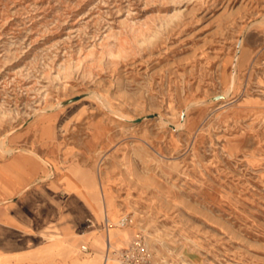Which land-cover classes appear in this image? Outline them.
<instances>
[{
  "label": "rangeland",
  "instance_id": "1",
  "mask_svg": "<svg viewBox=\"0 0 264 264\" xmlns=\"http://www.w3.org/2000/svg\"><path fill=\"white\" fill-rule=\"evenodd\" d=\"M0 167L79 202L81 254L264 264V0H0Z\"/></svg>",
  "mask_w": 264,
  "mask_h": 264
},
{
  "label": "crops",
  "instance_id": "2",
  "mask_svg": "<svg viewBox=\"0 0 264 264\" xmlns=\"http://www.w3.org/2000/svg\"><path fill=\"white\" fill-rule=\"evenodd\" d=\"M23 174L26 175L24 171ZM9 176L6 167H0V264H116L112 257L103 261L105 237L112 247L115 238H125V230L106 227L103 254L100 233L90 234L89 248L93 251L81 254L77 250L81 235L79 202L68 205L67 209L62 203L53 206L49 199L55 195L53 192L40 193L41 190L22 187V178L17 187ZM72 183L67 181L68 186L76 189ZM22 192H26L25 198H14ZM34 196L47 198L33 199ZM90 201L93 199L89 198ZM102 212L110 222L116 218L112 207L104 206ZM109 252L108 248L106 255L109 256Z\"/></svg>",
  "mask_w": 264,
  "mask_h": 264
},
{
  "label": "built area",
  "instance_id": "3",
  "mask_svg": "<svg viewBox=\"0 0 264 264\" xmlns=\"http://www.w3.org/2000/svg\"><path fill=\"white\" fill-rule=\"evenodd\" d=\"M129 222L130 218L128 215H123L119 219L120 225H125ZM82 249L87 250V247L82 246ZM109 256L114 258L117 264H152L153 260L152 252L140 234H136L125 247L111 250Z\"/></svg>",
  "mask_w": 264,
  "mask_h": 264
},
{
  "label": "bare ground",
  "instance_id": "4",
  "mask_svg": "<svg viewBox=\"0 0 264 264\" xmlns=\"http://www.w3.org/2000/svg\"><path fill=\"white\" fill-rule=\"evenodd\" d=\"M103 219H104V223L107 225L110 221L108 220V217L105 215L104 217H103ZM108 227V226H107ZM105 239H106V251H107V249L108 248H110V245H109V242H108V238H106L105 237ZM113 249V248H112ZM106 251H105V254H104V258H103V261L105 262L107 259H109L110 258V256H107L106 255ZM115 260V259H114ZM116 262V261H115ZM155 263V262H154ZM117 264V263H116Z\"/></svg>",
  "mask_w": 264,
  "mask_h": 264
}]
</instances>
